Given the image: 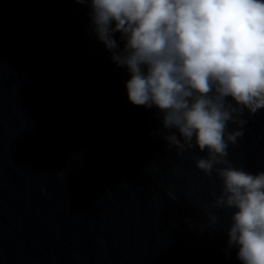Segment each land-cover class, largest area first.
<instances>
[{"label":"water","instance_id":"95a60500","mask_svg":"<svg viewBox=\"0 0 264 264\" xmlns=\"http://www.w3.org/2000/svg\"><path fill=\"white\" fill-rule=\"evenodd\" d=\"M90 13L77 0H0V143L93 264H242L233 210L214 207L222 181L196 167L206 153L169 149L163 113L130 102V73ZM244 118L228 159L258 173L264 109Z\"/></svg>","mask_w":264,"mask_h":264},{"label":"clouds","instance_id":"9594fccd","mask_svg":"<svg viewBox=\"0 0 264 264\" xmlns=\"http://www.w3.org/2000/svg\"><path fill=\"white\" fill-rule=\"evenodd\" d=\"M77 2L90 4L97 38L129 71L130 102L163 113L169 149L206 153L196 167L222 181L214 207L233 210L228 243L238 259L264 264V171L228 159L245 134V113L264 109V0Z\"/></svg>","mask_w":264,"mask_h":264}]
</instances>
